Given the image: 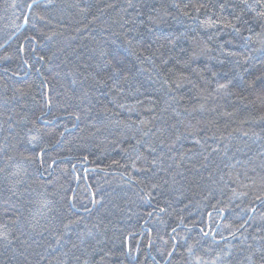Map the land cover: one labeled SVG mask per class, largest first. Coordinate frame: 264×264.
<instances>
[{"label": "trees", "instance_id": "1", "mask_svg": "<svg viewBox=\"0 0 264 264\" xmlns=\"http://www.w3.org/2000/svg\"><path fill=\"white\" fill-rule=\"evenodd\" d=\"M0 264H264V0H0Z\"/></svg>", "mask_w": 264, "mask_h": 264}, {"label": "water", "instance_id": "2", "mask_svg": "<svg viewBox=\"0 0 264 264\" xmlns=\"http://www.w3.org/2000/svg\"><path fill=\"white\" fill-rule=\"evenodd\" d=\"M206 234H208V232Z\"/></svg>", "mask_w": 264, "mask_h": 264}]
</instances>
